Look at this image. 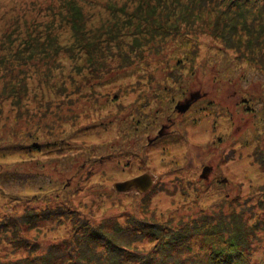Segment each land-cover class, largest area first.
<instances>
[{
    "label": "rangeland",
    "instance_id": "1",
    "mask_svg": "<svg viewBox=\"0 0 264 264\" xmlns=\"http://www.w3.org/2000/svg\"><path fill=\"white\" fill-rule=\"evenodd\" d=\"M73 2L79 9L69 2L59 8L57 0H0V205L13 195L61 192L72 182L70 205L90 222L115 215L124 220L143 212L137 209L142 193L130 190L126 197L110 190L143 172L155 179L150 195L153 206L164 210L160 218L173 208L176 214L187 212L186 202L204 198L205 192L224 202L225 212L232 208L229 198H253L252 190L264 181L256 154L264 152V36L261 49L249 58L206 32L186 37L182 30L166 37L158 51L141 53L132 31L111 33L108 26L114 18L120 24L130 15L143 18V12L163 17L165 11L153 6L156 0L151 6L138 0ZM70 10L95 32L87 35L100 54L92 72L82 63L87 40L82 47L60 19ZM47 30L60 44L57 52L52 44L47 49L46 54H58L53 60L28 62L22 66L25 76L4 70V61L28 56L24 43L33 45ZM194 92L198 98L188 109H174ZM23 94L28 97L19 98ZM25 100L32 110L11 103ZM33 142L42 144L39 152L24 149ZM204 166L211 169L203 179ZM83 177L85 185L76 191ZM26 184L32 189L21 188ZM58 214L30 229L28 237L39 244L66 238L72 216L64 209ZM259 233L264 243V230Z\"/></svg>",
    "mask_w": 264,
    "mask_h": 264
},
{
    "label": "trees",
    "instance_id": "2",
    "mask_svg": "<svg viewBox=\"0 0 264 264\" xmlns=\"http://www.w3.org/2000/svg\"><path fill=\"white\" fill-rule=\"evenodd\" d=\"M61 2L62 0H57L56 6ZM68 2L71 8L79 9L71 0ZM68 2H63L59 8L67 6ZM151 2L152 0H138L142 6H151ZM153 6L165 11L164 16L152 18L148 16V12H143V18L130 15L121 24L114 18L113 23L108 26L111 33L121 29L132 31L138 37L137 45L140 46L141 53L146 50L158 51L166 37L178 35L180 30L186 37H196L198 32H206L227 48L247 58L252 56L250 53L256 54L261 49V39L264 36V0H172L170 4L165 0H156ZM45 9L50 11L49 7ZM69 13L68 17L59 18L73 31V39H79L82 47L85 45L83 40H87V47H83L87 52V59L83 58L82 63L92 72L97 68L100 54L95 50V41H91L87 35L95 32H88L82 26L81 16L77 12L70 10ZM208 13H212L215 18L204 20L201 17ZM161 19L164 22L159 21ZM56 38L57 35H52L47 30L44 35L41 33L34 37L33 45L24 43L28 45V56L11 55L4 61V70L8 73L16 70L17 76H25L26 71L22 66L28 62L53 60L58 54L46 53L51 44L55 45L54 52L59 50L60 44ZM99 66L104 67V64ZM36 68L40 72V68ZM26 96L27 94L19 95V98ZM11 103L21 109L32 110L29 100L22 104ZM164 136L165 134L158 139ZM21 146L23 145L15 147ZM41 146V143L33 142L23 147L30 152H39ZM9 149H12L11 146ZM256 154L264 173V152L257 149ZM81 171L83 170L80 168L74 180H78ZM81 180L75 187L76 191L81 190V183H84L85 178ZM263 182L260 183L261 189L252 190L253 198L252 195L229 198L228 205L232 203L229 205L232 207L230 212L223 210L224 202L205 192L204 198H192L191 202H186L189 206L187 212L176 214V208H173L172 213L165 218H160L164 210L156 204L153 206V197L150 195L153 185L142 193L144 200L138 201L137 209L143 211L141 214H127L124 220L115 215L110 220L104 218L93 223L84 212L77 211L70 205L73 202L71 195L75 196L69 188L72 182L64 183L61 192H34L23 197L13 195L6 198L3 207L0 205V264H264V243L259 233L264 230ZM21 188L26 191L31 190L32 186L26 184ZM110 193L128 197L126 193L113 190ZM187 199L186 197L184 200ZM42 201L46 204L42 205ZM60 209L72 216V232L66 238L39 244L36 238L31 240L28 237L30 229L39 227L45 221L52 222L59 215Z\"/></svg>",
    "mask_w": 264,
    "mask_h": 264
},
{
    "label": "water",
    "instance_id": "3",
    "mask_svg": "<svg viewBox=\"0 0 264 264\" xmlns=\"http://www.w3.org/2000/svg\"><path fill=\"white\" fill-rule=\"evenodd\" d=\"M198 92H194L190 94V98L186 99L182 103H177L175 105V109L177 111H184L188 109L191 104L195 101L196 98H198ZM210 166H204L202 168V173L200 174V177H206L207 173L210 171ZM152 178L149 173H143L135 178L125 180L122 182H116L113 186V189L116 192H126L132 188L136 189L138 192H144L146 191L151 185H152Z\"/></svg>",
    "mask_w": 264,
    "mask_h": 264
}]
</instances>
